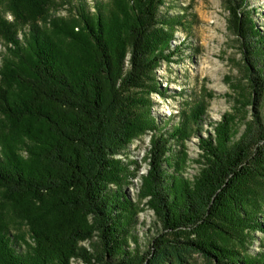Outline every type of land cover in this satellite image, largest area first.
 <instances>
[{"label": "trees", "instance_id": "obj_1", "mask_svg": "<svg viewBox=\"0 0 264 264\" xmlns=\"http://www.w3.org/2000/svg\"><path fill=\"white\" fill-rule=\"evenodd\" d=\"M14 1L30 3L22 19L31 26L22 43L0 14L18 58L4 64L0 85V115L13 127L12 136L0 137V198L30 239L22 249L0 214V264H191V252L213 264H264V251L249 252L254 233L264 232V34L247 0L227 1L251 91L242 106L252 108V118H243L239 134L237 116L223 115L207 136L201 105L164 133L148 101L135 95L155 90L150 75L170 58L165 0H113L108 10L95 0L94 12L88 0H71L75 21L54 20L51 31L38 21H47L54 0ZM148 130L154 133L138 196L154 212L157 231L143 250L131 246L137 207L123 181L130 164L118 155ZM191 134L201 154L197 173L186 177L187 154L174 162L172 140ZM94 237L91 253L80 243Z\"/></svg>", "mask_w": 264, "mask_h": 264}, {"label": "rangeland", "instance_id": "obj_2", "mask_svg": "<svg viewBox=\"0 0 264 264\" xmlns=\"http://www.w3.org/2000/svg\"><path fill=\"white\" fill-rule=\"evenodd\" d=\"M95 0H88L90 10L94 12ZM108 10L113 0H98ZM28 2H15L14 0H0V14L6 24L16 27L19 41L24 42L29 34L30 23H24L22 16L27 13ZM248 8L252 10L258 27L264 34V0H247ZM21 9L22 12L16 10ZM160 13L165 20H169L165 30L173 32L169 49H166L170 58L163 60L150 75V85L147 90L135 92L136 97L148 101V110L151 118H155L156 125L161 132H169L179 126L189 114L192 108L201 105L203 108L204 128L202 134L207 136V131H212L210 122L221 121L223 115L232 114L237 116L236 127L239 134L244 130L243 118L251 120L252 108L243 107L249 97L250 88L245 78V66L241 49V41L230 29V13L227 0H165L160 5ZM75 10L71 0H54L49 14L45 20L38 21L39 26L52 30L55 20L73 23L76 19ZM171 24V25H170ZM1 28V27H0ZM77 31L78 28H75ZM262 34V35H263ZM57 39H60L57 37ZM66 41V39H63ZM264 51V45L262 46ZM171 52V53H170ZM8 61L17 62L14 55V44L9 40L5 29H0V85L5 83L2 70ZM8 81H6L7 83ZM11 91L21 92L19 85L9 83ZM158 89V90H157ZM262 112L264 116V94L262 98ZM143 113V109H140ZM189 121L191 119L189 118ZM194 123L185 128L190 133ZM195 128V126H194ZM153 130L136 137L128 144L123 152L118 155L130 168L123 181L126 190L134 203L137 214L131 231L134 237L130 240L131 246L148 248V242L157 231L156 217L154 212L146 206V199L139 198L142 187V176L148 171V156ZM13 135V127L0 115V137ZM192 135V134H191ZM190 139L177 138L172 140L174 162L182 160L183 154H187V166L184 175L190 177L197 173L201 151L198 147V139L190 136ZM184 141V142H183ZM22 142L15 144L19 156L26 159ZM179 160V161H180ZM176 164V163H175ZM173 170V168H171ZM0 198V214L6 218L10 228L20 235L19 246L27 249L25 240H29L28 226L22 219L16 216L10 209L2 205ZM264 229V215L261 216ZM254 241L251 243L249 252L252 255L261 254L264 251V232L254 233ZM98 243L97 237L80 243L89 252L94 253ZM191 264H213L200 253L191 252L189 255ZM71 264H103L93 261L87 263L80 258H72Z\"/></svg>", "mask_w": 264, "mask_h": 264}]
</instances>
